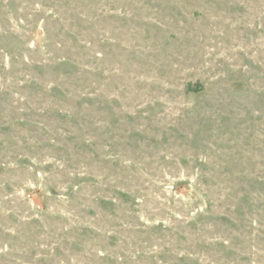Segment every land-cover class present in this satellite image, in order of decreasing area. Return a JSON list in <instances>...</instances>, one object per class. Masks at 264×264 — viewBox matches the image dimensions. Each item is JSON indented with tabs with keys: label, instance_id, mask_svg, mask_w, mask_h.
I'll list each match as a JSON object with an SVG mask.
<instances>
[{
	"label": "rangeland",
	"instance_id": "374dc122",
	"mask_svg": "<svg viewBox=\"0 0 264 264\" xmlns=\"http://www.w3.org/2000/svg\"><path fill=\"white\" fill-rule=\"evenodd\" d=\"M0 264H264V0H0Z\"/></svg>",
	"mask_w": 264,
	"mask_h": 264
}]
</instances>
